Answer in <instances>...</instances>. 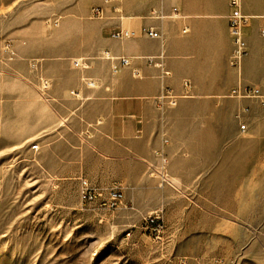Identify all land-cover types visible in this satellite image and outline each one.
<instances>
[{
  "label": "rangeland",
  "instance_id": "1",
  "mask_svg": "<svg viewBox=\"0 0 264 264\" xmlns=\"http://www.w3.org/2000/svg\"><path fill=\"white\" fill-rule=\"evenodd\" d=\"M100 1L0 0V264H264V106L256 101L233 98L231 88L203 114L195 109L185 142L167 151L174 188L158 185V163L124 167L42 126L54 110L39 91L44 64L67 62L58 52L84 44L73 23L57 31L94 19L89 8ZM242 106L249 110L238 119ZM79 177L102 198L118 185L123 204L83 200ZM152 212L164 223L158 240L144 228Z\"/></svg>",
  "mask_w": 264,
  "mask_h": 264
},
{
  "label": "crops",
  "instance_id": "2",
  "mask_svg": "<svg viewBox=\"0 0 264 264\" xmlns=\"http://www.w3.org/2000/svg\"><path fill=\"white\" fill-rule=\"evenodd\" d=\"M96 5L103 8L101 18L65 21L57 31L60 33L73 23L74 32L84 39V44L58 52L69 56L67 62L44 64L39 77L50 82L47 94L54 110L42 115V126L53 127L57 136L66 137L69 146H89L107 161H122L124 167L130 166L131 160L140 171L150 168L158 163L159 148H163L168 165L169 146L185 142L188 121L197 116L195 109L203 114L205 104L213 103L215 97L238 83L237 72L228 63L232 46L228 0H112L108 4L101 0ZM173 7L178 12L175 17L150 16L152 9L168 15ZM241 11L251 16L250 24L242 29L248 50L241 63L242 83H252L264 93L260 86L264 85V36L259 33L264 28V0H241ZM145 28L159 30L162 38L147 36L142 31ZM120 29L130 30L133 35H111ZM161 51V62L169 71L163 80L158 68L145 59L156 57ZM119 57L128 58L129 63L118 65ZM76 58H84L87 66H73ZM114 63L118 68L112 71ZM83 77L92 79L94 86H85ZM183 79L190 83L187 95H182ZM163 84L178 97L175 106L165 109L161 116L153 97ZM233 98L259 104L253 98ZM244 107L249 110L242 106L235 111L241 112L240 118L247 113L242 112ZM219 110L216 108L215 112ZM161 118L166 121L165 146L161 144ZM127 174L125 181L132 182Z\"/></svg>",
  "mask_w": 264,
  "mask_h": 264
},
{
  "label": "built area",
  "instance_id": "3",
  "mask_svg": "<svg viewBox=\"0 0 264 264\" xmlns=\"http://www.w3.org/2000/svg\"><path fill=\"white\" fill-rule=\"evenodd\" d=\"M103 3H110L112 0H102ZM228 5L230 8V12L227 15V24H228V32L231 39V50L229 54L228 63L233 68H238L240 66V63L242 61V58L246 54V43L243 38L242 29L250 24V16L243 14L240 10L241 0H228ZM91 15L96 18H101L103 16V8L101 6H93L91 8ZM150 15L153 18L157 19H163L166 17H175L178 15V12L176 8L171 9L170 14H165L160 9H152L150 11ZM147 36L152 38H161V34L158 30H155L153 28H145L142 30ZM183 32L186 31V28L182 29ZM259 33L261 36H264V28H261L259 30ZM115 38L119 37H128L132 36L133 32L127 29H120L118 32L111 34ZM163 56V51H161L156 57L154 56H148L146 57V61L148 64H151L152 66H155L159 70V78L163 80L169 75V71L166 70L161 62V58ZM107 58H110L107 56ZM111 59V58H110ZM118 59V65H127L129 63V59L126 57H119ZM72 64L75 67H81L85 68L87 66L84 58H76L72 60ZM118 65L114 63L112 65V71L117 70ZM83 83L85 86L93 87L95 82L90 78H82ZM39 83V91L41 95L45 96L47 93V90L50 86V82L48 79L39 77L38 78ZM189 80L183 79L182 80V87L185 89L184 93L182 95H187L188 88H189ZM72 94H76L73 90L70 91ZM230 96L233 97H239V98H253L256 99L260 105H264V93L261 91V89L252 84H245V85H238L235 86V88H232L230 90ZM178 95L173 92V90L163 84L159 90V92L153 97V102L162 116L165 109L169 107H173L176 104ZM247 111V108L244 107L242 109V112ZM241 112H236L235 117L240 119ZM161 121H164L163 118H161ZM240 127L243 129L245 125L242 123L240 124ZM160 137H161V144L162 146H165L168 142V138L166 135L165 128L161 127L160 129ZM31 148L33 150H37V144H32ZM156 156L158 157V165L155 168H152L153 173L155 174V177L157 179L159 186H169L174 188L175 184L172 178L168 175L166 171V165H167V156L164 153L163 148H159L156 151ZM80 182V197L85 201H92L98 198H101V204L105 206L106 209H115L123 204L124 196L122 193L121 188L118 185H113L109 187L106 191V195L104 198H102V193L99 188H97L95 185L90 184L85 178L79 177L78 178ZM144 228L148 231L150 236L153 239H160L164 232V223L162 219L160 218L159 214L156 212H152L147 214L144 217Z\"/></svg>",
  "mask_w": 264,
  "mask_h": 264
},
{
  "label": "bare ground",
  "instance_id": "4",
  "mask_svg": "<svg viewBox=\"0 0 264 264\" xmlns=\"http://www.w3.org/2000/svg\"><path fill=\"white\" fill-rule=\"evenodd\" d=\"M229 6V5H228ZM240 10H241V5H240ZM242 12V11H241ZM151 16V15H150ZM153 18V17H152ZM157 19V18H156ZM154 29V28H153ZM156 30V29H155ZM159 31V30H158ZM160 32V31H159ZM160 34H161V32H160ZM161 38H162V34H161ZM161 38H159V39H161ZM232 67V66H231Z\"/></svg>",
  "mask_w": 264,
  "mask_h": 264
}]
</instances>
